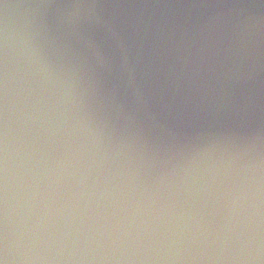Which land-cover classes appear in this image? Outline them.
<instances>
[{
    "label": "clouds",
    "instance_id": "clouds-1",
    "mask_svg": "<svg viewBox=\"0 0 264 264\" xmlns=\"http://www.w3.org/2000/svg\"><path fill=\"white\" fill-rule=\"evenodd\" d=\"M0 4V264H264V201L236 205L225 192L206 188L197 194L191 230L147 220L131 228L96 226L105 210L92 204L106 193L113 217L162 215L178 196L176 173L155 172L145 183L143 169L163 146L205 125L247 127L264 113V13L249 11L246 0H193L180 12L153 13L109 11L102 0L30 5L35 13L19 37L20 187L36 219L12 230L7 19L18 5ZM65 213L66 222L49 223Z\"/></svg>",
    "mask_w": 264,
    "mask_h": 264
},
{
    "label": "water",
    "instance_id": "water-1",
    "mask_svg": "<svg viewBox=\"0 0 264 264\" xmlns=\"http://www.w3.org/2000/svg\"><path fill=\"white\" fill-rule=\"evenodd\" d=\"M18 5L8 11V219L9 228L15 230L25 220L36 219L33 213L24 206L21 195L22 151L24 137L20 130L21 108L20 89L24 75V66L19 46L20 30L26 19L30 18L35 9L29 7L37 0H3ZM67 2V0H59ZM109 11L145 13L174 10L183 11L193 4V0H102ZM211 3V0H209ZM246 7L253 13H264V6L258 0H246ZM4 24V12L0 4V29ZM3 65L0 63V96L3 102ZM4 110V103H3ZM206 129L198 134H190L163 146L159 155L149 161L143 169V180L150 183L155 172H174L173 191L178 192L175 203L162 215L152 216L147 212H119L118 217L111 216L108 206L110 196L98 195L93 198V206L100 205L105 211L97 217L96 226H128L141 225L147 220L153 226L167 222L169 227L187 226L189 230L196 227L190 217L196 210L197 194L206 188L223 191L227 198L236 205L243 202L251 206L264 201V113L253 119L247 127L233 128L224 125H205ZM113 162V171L118 167ZM234 194V195H233ZM165 195H167L165 193ZM158 207V206H157ZM64 220L59 215L53 216L49 223L59 224ZM118 220V224H117Z\"/></svg>",
    "mask_w": 264,
    "mask_h": 264
},
{
    "label": "snow or ice",
    "instance_id": "snow-or-ice-1",
    "mask_svg": "<svg viewBox=\"0 0 264 264\" xmlns=\"http://www.w3.org/2000/svg\"><path fill=\"white\" fill-rule=\"evenodd\" d=\"M4 116H3V102L0 96V235L3 231L4 223Z\"/></svg>",
    "mask_w": 264,
    "mask_h": 264
}]
</instances>
